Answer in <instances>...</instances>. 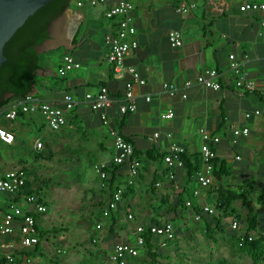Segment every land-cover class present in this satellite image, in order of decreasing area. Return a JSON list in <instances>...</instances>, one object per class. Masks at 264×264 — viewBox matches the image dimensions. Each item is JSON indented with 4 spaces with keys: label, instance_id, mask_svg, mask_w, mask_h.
<instances>
[{
    "label": "crops",
    "instance_id": "crops-1",
    "mask_svg": "<svg viewBox=\"0 0 264 264\" xmlns=\"http://www.w3.org/2000/svg\"><path fill=\"white\" fill-rule=\"evenodd\" d=\"M88 1L69 0L67 7L69 15L79 18V24L70 37L69 46L72 45V48L68 56L80 68L66 73L60 80L38 78L35 92L30 95L35 104L51 103L62 107V97L69 93L77 105L66 113V125L57 132L49 130L38 113L19 114L13 121L0 119V126L15 136L13 145L0 148V177L19 168L28 175L24 159H29L31 163L35 161L42 149H34L37 141L42 146L54 142L62 145L74 142L87 156L99 157V164L111 160L113 148L108 129L102 125L99 113L91 111L83 97L86 93L96 94L100 87H106L112 98L120 99L130 81L126 73L116 75L106 60L108 47L105 38L115 32L117 20H106L104 11L120 0H106L104 5L97 7H90ZM124 1H132L136 5L132 19L139 47L124 57L122 66L124 69H135L146 84L134 88V113L121 115L116 103L107 110L111 127L131 140L141 163L136 184L127 191L123 203L113 214L114 218L117 220L120 212H124V216L128 213L134 216L135 224L148 226L158 219L168 222L175 218L173 213L168 212L176 204L178 196H183L190 203L184 213H179L183 223L187 217H193L194 208L207 206L213 209L215 198L212 187L203 190L197 198H187L186 194H182L188 191L191 195L196 181L188 180L185 169L168 168L164 163L163 158L170 144L166 137L168 133L172 135L171 141L184 147L189 157L199 154L202 130L220 136L222 139L214 151L216 157L232 169V177L227 183L251 185L253 194L256 190L261 191L264 201V13H241L238 10L245 2L264 4V0ZM180 6H193V9L181 15L175 12ZM172 30L180 33L182 47L172 48L169 45L167 33ZM231 55L255 83L256 91L253 93L240 95L235 89V75L229 67ZM61 66H55L56 74ZM212 69L220 73L219 91L196 85L183 89L187 81H194L198 75ZM164 83L176 85L179 93L173 98L168 97L162 91ZM182 92L186 99L181 97ZM146 97L150 98L149 102ZM17 101H12L7 108ZM168 109H172L175 116L170 121H164L160 116ZM255 111L261 114H254ZM246 114L249 118L245 117ZM235 128L248 129V136L240 137L234 143L232 130ZM155 134L159 135L158 138L154 137ZM82 143L84 146L91 144L95 154L90 155L83 149ZM158 156H161L159 160ZM125 179L126 171L115 180L124 185ZM30 181L27 177V186L32 189ZM11 203L23 204L16 197L0 195V221ZM236 204L238 202L234 206ZM114 218L110 220L114 222ZM119 222L124 230H116L115 234L112 226L104 222L110 235L118 239L116 242L133 239L135 224L125 221V217L123 222ZM227 224L230 226L228 221ZM125 227L128 228L126 232ZM93 237L99 240L101 236L95 232ZM10 239L0 238V243ZM18 239L16 226L13 242L17 243ZM43 243L40 241L39 246L45 250L47 247L44 248ZM22 252L25 251L18 249L14 254ZM28 258L22 253V264L28 262Z\"/></svg>",
    "mask_w": 264,
    "mask_h": 264
},
{
    "label": "built area",
    "instance_id": "built-area-1",
    "mask_svg": "<svg viewBox=\"0 0 264 264\" xmlns=\"http://www.w3.org/2000/svg\"><path fill=\"white\" fill-rule=\"evenodd\" d=\"M106 0H89L90 7H97L104 5ZM82 6V3L78 4ZM136 5L132 1L120 0L113 6L104 11V18L106 20H117L116 30L113 34L105 38V44L108 47L106 56L107 62L113 67L116 75L126 73L130 76V81L125 86V92L122 98L114 99L109 95L106 87H100L96 94L86 93L83 101L89 106L90 110L97 112L100 115L101 123L108 129L109 136L112 139L113 155L111 160L107 163L98 164L95 166L97 176L103 181L106 178L104 171L105 167L112 163L117 166L125 165L127 168V176L124 185L115 190L110 199L108 200L105 208L101 211L100 219L95 224V232L99 233L105 221L109 220L112 213H115L118 207L123 203L124 193L128 188L134 187L138 179L141 163L134 157V148L127 142L118 132V130L110 125V118L107 110L116 103L118 111L121 115L134 113L136 111L135 104V87H143L146 83L139 76L137 71L133 68L124 69L122 61L129 53L138 49V42L136 40V29L133 24L132 13L135 11ZM193 9V6H180L176 8L177 14L185 15ZM241 13H264V4L257 2H245L238 7ZM264 26V23H262ZM167 40L172 48L182 47V37L178 31L172 30L167 33ZM229 67L235 75L234 86L240 95L253 93L256 91V85L247 77V73L243 70L242 65L235 59L233 55L229 56ZM80 68V65L71 57H63V64L58 69L57 74L64 77L66 73ZM220 73L215 70H208L196 77L194 81H187L184 88H189L194 85L199 86L206 90L219 91L221 89ZM162 91L170 98L179 93L176 85L171 83H164ZM181 97L186 99V95L182 92ZM149 102L150 98L146 97ZM77 105L74 97L65 93L62 97V107H57L51 103L35 104L30 96L18 100L11 107L0 112V119L9 121L15 120L19 114H32L38 113L47 128L53 132L59 131L66 125V113L71 112ZM254 114L260 115V111H255ZM175 114L172 109H168L161 114V119L170 121L174 118ZM249 118V114L245 115ZM249 134L246 128H235L232 130V141L235 143L240 137H247ZM158 134L154 137L158 138ZM202 144L199 148L201 158V168L196 174V186L192 191V196L197 198L203 190H207L212 185V160L216 157V153L212 150L211 146H216L220 143L221 137L218 135H211L202 130L200 132ZM170 140L167 153L163 158L164 163L168 168H182L180 156L185 153L184 147L171 141L172 135L166 134ZM15 136L6 128L0 126V148L1 146H11L14 144ZM42 144L37 141L34 149L39 151ZM238 160V158H236ZM172 177V176H171ZM27 175L24 169H14L4 173L0 177V195H8L16 197L22 201V205L11 203L6 212L3 214L0 221V238H11L8 242L0 243V252L7 262H13L14 252L19 250L29 252L39 245L40 239L38 237V230L36 227L33 214L44 215L47 212L46 206L41 202L39 196L23 195L22 191L26 188ZM186 206L189 207L190 203L187 202ZM204 213L213 214V209L207 206L201 208ZM125 221L134 223V216L130 213L125 214ZM196 221H201L199 214H194ZM230 228L233 231L239 229L238 221L234 218L227 220ZM135 224V223H134ZM18 226V242H13V236ZM133 240L126 238L124 241L116 242L111 251L107 254L105 260L100 264H126L127 259H137L141 254L145 243V235L163 240L164 242L172 241L175 238V228L170 222L164 221L160 224H151L145 226L142 224H135L133 227ZM97 242L96 237L91 238V243ZM28 258V257H27ZM32 259V258H31ZM28 258V262L30 260ZM38 264H48L41 259Z\"/></svg>",
    "mask_w": 264,
    "mask_h": 264
},
{
    "label": "rangeland",
    "instance_id": "rangeland-1",
    "mask_svg": "<svg viewBox=\"0 0 264 264\" xmlns=\"http://www.w3.org/2000/svg\"><path fill=\"white\" fill-rule=\"evenodd\" d=\"M82 145L90 155L95 154L91 150V144ZM79 149L74 142L63 145L54 142L52 145H43L33 163L24 159L31 188L40 190L39 197L47 208L45 216L39 218L40 230L60 229L58 233L52 232L41 239L43 247L47 248L43 250L39 246V250L45 256L37 254L30 257L31 264H37V259L50 264L49 258L57 264H100L105 254L111 251L114 241L118 240L110 235L109 228L103 224L99 232L101 237L95 244L91 243L95 224L99 221L113 188L104 183L95 172V166L101 159L87 156L84 150ZM261 193L256 190L254 195ZM234 208L242 217L245 216V210L239 202ZM123 218L124 212H120L119 220L114 218L115 224L112 219L106 221L112 226L113 234L116 230H124L119 222H123ZM260 222L263 225L264 219ZM173 225L175 238L172 241H156L155 245L164 255L161 260L163 263L158 261L156 264H253L249 257L232 252L229 242L237 231L231 230L228 224L225 233L216 236V242L205 238L203 224L196 221L194 215L192 218L187 217L183 225L178 222ZM127 230L125 227L124 232ZM141 250L137 259H127L126 264H151L146 250ZM21 254H14L13 262L5 264H21Z\"/></svg>",
    "mask_w": 264,
    "mask_h": 264
},
{
    "label": "trees",
    "instance_id": "trees-1",
    "mask_svg": "<svg viewBox=\"0 0 264 264\" xmlns=\"http://www.w3.org/2000/svg\"><path fill=\"white\" fill-rule=\"evenodd\" d=\"M69 5V0H67V7ZM38 78L33 81L34 87L36 86ZM30 96V95H29ZM25 97H9L6 101L0 104V112L5 110L12 101L21 100ZM127 115V114H126ZM124 115V116H126ZM221 123L224 121L223 111L221 110ZM120 133V132H119ZM120 135L130 144L131 140L125 137L123 134ZM212 150L215 149V146H211ZM37 157V156H36ZM134 157L137 158V153L134 150ZM161 156H158L157 160L160 159ZM40 158V157H39ZM180 160L182 162V168L185 169L186 176L190 182L196 180V174L199 172L201 168V158L200 154H196L194 156H187L186 153L180 156ZM212 194L214 195L215 202L213 205V214L204 213L201 209L194 208V214H199L201 217V222L203 224L204 236L207 240H211L216 242V236L218 234H224L226 231L227 220L230 218H234L238 221L239 229L236 230L232 236L231 241L229 242V246L233 253L249 257L253 264H259L264 262V224L260 225L264 219V201H262V196H254L251 185H231L227 183V180L232 177V169L231 167L222 159L215 157L212 162ZM106 178L103 180L104 183L108 184L109 187L113 188L112 193L117 190L119 187H122L121 184L116 182V178L123 174L126 171L127 176V168L125 165L117 166L115 164H108L105 169ZM210 187V188H211ZM124 193V197L127 194V191ZM40 190H32L27 184L26 188L22 191L23 195H33L39 196ZM111 193V194H112ZM182 194H186L187 198H191L192 193L183 191ZM43 204V200L41 201ZM186 201L183 196H178L176 204L173 207L169 208V213H173L175 218L169 219L168 222L174 224L178 222L180 225H183L184 219L180 217L179 213H184L189 207L186 206ZM240 202L241 207L245 210V216L242 217L239 212L234 208L235 203ZM114 213L111 214V218H113ZM166 215V214H165ZM33 218L36 222V227L38 230V237L41 241L42 238L47 236L50 233H58L60 229L53 228L48 231H41L39 228V218L44 215L33 214ZM115 223V220L114 222ZM161 221L155 220L151 224H160ZM114 225V224H113ZM148 225V226H149ZM230 227V226H229ZM159 240L157 238L145 235V243L143 249L146 250V255L151 261V264H156L158 261H161L164 258V255L161 253V249H159L155 244L156 241ZM169 242V241H167ZM116 243V242H115ZM113 243V245L115 244ZM36 254H40V256H45L40 250L39 245L36 246L32 251L25 253L26 257H32ZM107 255H105L102 259L105 260ZM135 260V259H134ZM7 261L4 256L0 253V264H5ZM50 264H57L52 259H48ZM162 262V261H161ZM163 263V262H162ZM20 264V263H19ZM22 264V262H21Z\"/></svg>",
    "mask_w": 264,
    "mask_h": 264
},
{
    "label": "water",
    "instance_id": "water-1",
    "mask_svg": "<svg viewBox=\"0 0 264 264\" xmlns=\"http://www.w3.org/2000/svg\"><path fill=\"white\" fill-rule=\"evenodd\" d=\"M78 24L67 0H0V104L33 94L36 78L60 80Z\"/></svg>",
    "mask_w": 264,
    "mask_h": 264
}]
</instances>
